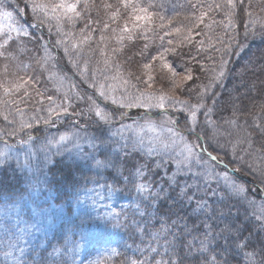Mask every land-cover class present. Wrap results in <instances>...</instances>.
<instances>
[{
    "label": "snow or ice",
    "instance_id": "snow-or-ice-1",
    "mask_svg": "<svg viewBox=\"0 0 264 264\" xmlns=\"http://www.w3.org/2000/svg\"><path fill=\"white\" fill-rule=\"evenodd\" d=\"M237 2L249 17L247 23L239 25L240 32L233 21ZM244 3L245 0H189L190 9L195 11L174 23L175 17L169 19L159 13L155 0H117L103 4L107 19L100 28L99 21L92 17L95 0H24L22 7L18 2L12 7L10 0H0V116L6 122L5 127H0V166L12 160L19 166V145L25 151L23 167L39 182L42 165L52 156L66 155L71 163L82 164L98 177L107 171L114 173L112 183L106 181L103 185L110 192L109 199L123 192L117 184L132 185L144 204V211L137 205L141 217H155L161 214L163 202H176L170 190L178 191L180 203L188 205L195 220L205 216L202 225L193 220V231L200 235L189 242L161 222V231L171 235L172 240L138 248L140 258H135L134 253L128 264H186L189 255L193 264H241L242 259L248 264H264V242L257 246L252 231L245 235L244 227L228 223L223 211L217 215L213 208L214 203L227 202L231 205L229 214H233L232 208L247 201L259 210L253 215L260 231H264V199L257 203V197H264V121L253 116L251 124L247 120L238 123L240 110L236 104L229 117L221 116L222 122L214 118L220 103L217 88L229 71L225 57L232 51L233 42L243 46L241 32L243 41L250 36L264 38V17L243 9ZM28 12L31 19H22ZM214 13H223L226 22L217 20ZM3 21H8L7 30ZM113 24L118 26L112 28ZM213 25L225 29L218 38L220 47L215 48L221 56L213 64L208 83H194L200 76L191 65L195 62L204 71L205 65L197 57L206 50L204 41L195 37ZM157 27L163 30L160 47L148 55L149 46L145 44L133 53L147 57L139 63L143 71L137 74L131 67L133 56L120 58L123 41L134 36L146 38ZM110 28L118 33L121 47L112 48L111 56L103 53V66L100 61L93 64V33L99 30V40L104 42L103 33ZM21 37L39 44L29 63L18 56ZM193 46L197 48L195 53ZM178 48H187L188 52ZM157 68L168 74V90L149 91L156 83ZM140 84L147 87L141 88ZM53 89L62 93L59 99L47 94ZM45 99L49 102L47 108H35L34 112L46 114L28 116L26 107H21L33 100L43 105ZM132 109L144 112L141 115L137 111L134 117ZM259 110L264 113V104ZM174 113H179V118ZM41 123L55 128L56 135L43 134ZM10 139L15 143H9ZM129 157L137 162L125 175L123 169ZM157 171L162 172L167 187L152 178ZM25 191L27 199L24 194L18 198L0 195V264H48L49 260L57 264V258L62 261L68 248L54 246L48 252L37 242L39 236L47 237L45 220L49 212L36 204L30 190ZM30 203L35 207L25 217L23 212ZM76 204L78 209H95V201L90 205L80 199L79 193ZM234 214L238 216L239 209ZM213 217L223 222V227L215 226L218 231L207 223ZM96 219L111 224L113 229L123 227L127 221L123 210L103 214L96 210ZM172 223L178 231L188 228L184 218H180L179 225L177 221ZM150 235L158 241L160 231ZM86 239L83 232L79 233L74 246L83 247ZM104 243L111 245V238ZM161 247L167 259L161 256ZM111 252L117 253L118 249L112 247Z\"/></svg>",
    "mask_w": 264,
    "mask_h": 264
},
{
    "label": "trees",
    "instance_id": "trees-1",
    "mask_svg": "<svg viewBox=\"0 0 264 264\" xmlns=\"http://www.w3.org/2000/svg\"><path fill=\"white\" fill-rule=\"evenodd\" d=\"M11 1L10 4L14 5L18 2L21 7L24 3V0ZM116 2L117 0H100L98 2V9H96V11L101 15V19L99 17L100 28H102L104 21L107 19V13L103 8V4H114ZM155 2L161 15L169 19L175 17L174 23L182 22L185 15L190 14L191 11H195L190 9L189 0H155ZM243 9L251 11L256 17H264V0H251L250 5L249 0H245ZM213 15L216 16L217 20L224 19L226 22V17H224L223 13H214ZM24 19H29L27 13L24 16ZM248 20L249 17L247 16L246 12L241 10V6L237 2V8L235 9L233 15L234 24L237 26L235 30L240 32L241 30L239 28V25L241 24V22L247 23ZM158 23L159 22L157 21V25ZM117 26V24H113L112 28H116ZM201 27L203 28V26ZM224 32L225 29L222 25H213L211 30L203 28V33L195 37L197 41H204V48L206 50L200 51L199 56L197 57L205 65V70L201 71L200 65L196 64L195 62H193V64L191 65L194 67V72L198 73L200 76V80L195 81L194 79V83H208L209 77L212 75L211 69L213 67V64L214 62H218L221 56V53H217L215 51V48L220 47L218 38L224 35ZM93 34L94 40L92 43V62L93 64H95L97 61H100L101 66H103V53H107L109 56H111V49L114 46L116 47V41H114V38H111V36H118V33H113L111 28L108 29L103 33L105 36L104 42H101L99 40V37L101 35V32L99 30L97 32H94ZM162 34L163 30L157 27L156 31H150L147 34L146 38L143 36H134L133 43H131L130 45L123 44L122 52H126L128 49L133 52L134 47H137V49L134 51L135 53L142 49L145 44H148L149 47L147 49V54L151 55L157 48L160 47L161 41L159 39V35ZM167 39L168 37H165V40ZM20 42L22 47L21 56L18 53L19 59L21 61H24L26 59L27 63H29L31 57L35 55L33 49L39 47V44H37L34 40L29 41L28 38H20ZM241 42L243 44L242 47L238 46L234 41L232 51L225 57V59L228 61L227 67L229 71L223 79L222 84L217 88V92L220 94V103L217 107L216 112L214 113V118L218 121H221V116L225 118L229 117L231 115V112L233 111V104H236L240 110L237 114L239 117L238 120L240 122H244L245 120H247L248 123L251 124V115H249V117L247 115V113L249 112L251 114L257 113L261 121L264 120V117L262 118L264 113L257 111L259 110V106L261 104H264V38H261L259 35H257L254 38L250 36L247 41H243L241 32ZM177 50L183 51L185 53L188 52L187 48H178ZM196 51L197 48L193 46L192 52L195 53ZM136 56L142 59H147V57H141L139 55ZM209 57L212 58L209 59ZM169 59L171 60L173 59V57L169 55ZM0 66H2V62H0ZM47 94L53 95L57 99H59L62 95V93H56L54 89ZM48 103L49 102L46 99L44 100L43 105L37 104L35 100H33L29 103V105H21V107H26L28 116H31L33 114L40 115L46 114V111L43 113H35L34 109H46ZM4 125L5 124L2 121V116H0V126L5 127ZM57 127H60V125H57ZM40 129L45 135H56L55 128H47L42 123L40 125ZM27 131L31 132L33 136H41V133L35 132L33 130ZM260 142L261 141L257 140L258 144ZM9 143H15V140L10 139ZM2 147L3 144L0 143V148ZM18 147L19 145H17V148ZM24 161L25 158L19 160V166L16 160L9 161L3 166H0V195L7 196L9 198H18L21 194H24L25 199H27L28 196L25 190H30L32 192L33 199L36 201V204L42 205L48 209L49 215L47 219L52 217L54 213L53 207H56V209H60L63 213L59 214L57 212L58 216L54 219L58 220V224L64 223L65 220H67V217L71 216V208L68 206L69 201L78 188L85 186V181L88 180L89 170L80 163H71L66 155L52 156L50 157L47 164L42 165L43 171L42 174L38 173V175L40 176V180L38 182L34 179L33 173L26 171V169L23 167ZM33 163H35V161ZM152 178L161 184H165V187H167L161 171L155 172V175ZM244 179L250 180V177H244ZM29 181L32 182L31 188L29 187ZM170 194L173 197H177L176 202H173L171 200L163 202L160 206L161 214H158L155 217H141L137 211V206L130 209H123V215L127 217L125 225L118 229L112 228L114 239L118 241V252L114 253L113 255H104L103 257H98L95 264H128V261L133 258L134 253L135 258H140L139 252L137 251L138 248L142 249L147 244L156 246L157 243H159L160 245H163L165 243V240L171 241L172 236H165L161 231V222H165L170 231L173 233H177L180 239L184 240L185 242L194 241V237L200 235L199 233L193 231L194 219H188V217L190 215H194V213H191L188 210V205H182L180 203L178 191L170 190ZM261 199H264V197H257V202L260 203ZM46 201L47 203H45ZM138 204L140 205V211H144L145 208L141 199ZM49 205L51 206L50 208L48 207ZM34 207L35 205L31 203L28 204L23 212V215L25 217L31 215ZM230 207L231 205L227 202L224 204H213V208L216 210L217 215L219 214V212L223 211V213L227 217L228 223L233 224L237 227H244L245 235L248 234V231H252L255 237L254 244L259 246L261 242H264V231H260V224L255 220V217L253 215V213L257 211H254L252 209L253 207H250L247 201L242 202L241 204H237L235 208H232L233 214H229ZM236 209H239L238 216L234 214L236 212ZM180 218H184L186 220L188 224L187 230L178 231V227L173 225V221H177V224L179 225ZM47 219L45 220V225L47 228V232L51 231V237L49 233V237L47 236L46 238H44L43 236H39L37 240L38 243L53 241L54 237L58 234L56 233V231L52 230V227L50 228V226L47 224ZM204 222L205 216H201L198 220H195L196 224L202 225ZM145 223L147 224V227H143ZM207 223L214 225V231L219 230L215 227L216 225H219V227H223V222L216 217L208 220ZM65 224H70L73 230H78V228L74 225V221H71V223L67 222ZM137 225L141 226L138 227ZM109 226L112 227L111 224H109ZM157 231H160V238L158 241L153 240L150 235V233H154ZM177 246L179 247L180 245L178 244ZM159 251L164 259L168 258L167 256L163 255V247H161ZM185 252H187L186 249ZM194 252L195 249H193V253ZM44 254L45 253H43V255ZM161 256H157L156 258L160 259ZM186 264H193L190 255L189 260L186 262ZM241 264H248V261L246 259H242Z\"/></svg>",
    "mask_w": 264,
    "mask_h": 264
},
{
    "label": "rangeland",
    "instance_id": "rangeland-1",
    "mask_svg": "<svg viewBox=\"0 0 264 264\" xmlns=\"http://www.w3.org/2000/svg\"><path fill=\"white\" fill-rule=\"evenodd\" d=\"M99 1L100 0H95L96 7L92 9L93 19H96L98 21H99V17L101 19V15L96 11V9H98ZM11 6L14 7L15 4L14 5L11 4ZM9 10H11V8ZM27 16L29 19H31L30 12L27 13ZM22 19H24V17H22ZM2 23L4 24L5 30H7L8 21H3ZM45 33L47 35V30H45ZM93 37H94V34H93ZM21 38H25V37H21ZM111 38H114V41H116L115 44L117 48L121 47V45L117 41V36H111ZM133 42H134L133 39L132 40L125 39L123 41V44L130 45ZM136 49L137 47H134L133 52L129 49L126 52L124 51L121 52L120 58L124 59L127 56H133V63L131 67L137 74H141L143 70L140 69L139 63L142 60L146 61V59H142L136 55H133ZM18 53L21 56V50ZM22 62L27 63V60L25 59ZM125 67H127V65H125ZM154 75L156 77V83L154 84L153 89H149V91H155L161 88H163L164 90H168V87H169V82L167 78L168 74L165 71L157 68L156 71L154 72ZM144 78L146 77L142 76V79ZM75 80H78V78H75ZM139 87L146 88L147 86L144 84H140ZM137 111H139L141 115L144 112L143 109H139V110L132 109L131 112L134 117ZM155 111L157 110L154 109L153 112ZM257 111H260V110H257ZM174 115H176L178 118L180 116L179 113H174ZM253 116H258V114L257 113L251 114V122H252ZM263 117L264 115L262 116V118ZM125 122L131 123V120H127ZM238 122L243 123V122H240L239 120ZM3 123L5 124L4 126H6V122L3 121ZM67 127H68L67 125L64 126V128H67ZM52 151L54 152L55 148H53ZM17 152H18V158H21V159L25 158V151L21 150L20 146L17 148ZM136 162L137 161L134 160L133 158L131 157L128 158L127 166H125L123 169L125 175H128L130 173L131 165ZM86 169L88 168L86 167ZM113 174H114L113 172L107 171V172H104L101 177H98L95 175L94 171L89 170V176H88V180L85 181V186L78 188L76 192L72 195L69 201L68 206L71 208L70 209L71 216H68L67 220H65L64 223L58 224V220L54 219V218H57L58 216L57 212L59 214L63 212L60 209H56V207H53L54 213L51 218L47 219V224L50 226V228L52 227L53 231H56V233L58 234L54 237L53 241L43 242V243L41 242L40 244L44 248L47 247L48 252H51L54 246L57 248H61V249L67 246L68 251L65 253L62 261L59 258H57V264H95L98 257H103L104 255H113L114 253L111 252L112 247L118 248L117 246L118 241L114 239V235H113L114 233H113L112 227L109 226V224H105L101 222L100 220L96 219V210H99V212L102 214L105 212H120L121 210L126 209V208L130 209V208L136 207L138 202L140 201V198L137 197L132 185L130 184L125 185L123 183H119L116 185V187L123 189V192L117 195H112L111 199H109L108 197L110 195V192L108 189L103 187V185L105 184L106 181L109 183H112L111 176ZM150 175L152 174L150 173ZM93 189H95V191H92ZM77 193H79L80 199L85 200L90 205L92 204L94 200L95 209L93 208H89L87 210L78 209L77 204H76V194ZM89 197H91L92 199H89ZM252 209L254 211L256 210L257 212L259 211L258 209L254 207ZM190 216L195 220V214L190 215ZM71 221H74V225L78 228V230L77 229L73 230L70 224L69 225L65 224L67 222L71 223ZM81 232H83L86 235L87 239L84 242L83 247L74 246L73 242L79 239V233ZM48 233L50 234V237H51V231L47 232V236L49 237ZM73 233H76V235H73ZM106 238H111V241H112L111 245H105L104 240ZM44 255L47 256V253H45ZM48 264H51L50 260Z\"/></svg>",
    "mask_w": 264,
    "mask_h": 264
}]
</instances>
